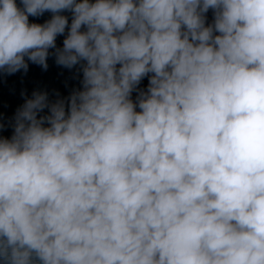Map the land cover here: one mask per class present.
Wrapping results in <instances>:
<instances>
[{"label":"clouds","instance_id":"obj_1","mask_svg":"<svg viewBox=\"0 0 264 264\" xmlns=\"http://www.w3.org/2000/svg\"><path fill=\"white\" fill-rule=\"evenodd\" d=\"M21 3L0 71L86 63L67 112L33 93L0 138V264H264V0Z\"/></svg>","mask_w":264,"mask_h":264}]
</instances>
